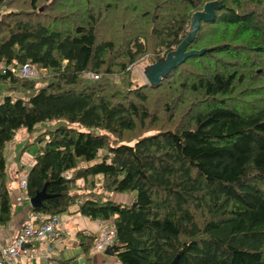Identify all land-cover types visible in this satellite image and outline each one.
<instances>
[{
	"label": "trees",
	"instance_id": "1",
	"mask_svg": "<svg viewBox=\"0 0 264 264\" xmlns=\"http://www.w3.org/2000/svg\"><path fill=\"white\" fill-rule=\"evenodd\" d=\"M208 2L185 48L201 53L133 83L129 67L174 51ZM46 122L23 189L46 196L29 211L110 218L120 264H264V0H0V227L5 145Z\"/></svg>",
	"mask_w": 264,
	"mask_h": 264
},
{
	"label": "crops",
	"instance_id": "2",
	"mask_svg": "<svg viewBox=\"0 0 264 264\" xmlns=\"http://www.w3.org/2000/svg\"><path fill=\"white\" fill-rule=\"evenodd\" d=\"M25 134L24 137L16 140L13 139L15 134L7 142L9 144L8 155L12 158L8 176L10 175L11 180H14V183L11 180L8 182L12 214L9 222L0 227V247L8 245L13 240L29 212V198L23 194V189L19 186V178L26 177L28 170L22 173V169L25 164L29 167L32 165L37 144H31L35 136L29 141L28 137L31 133L25 131ZM27 143L30 145L24 148ZM124 199L127 203L132 201L131 196H125ZM57 219L62 229L57 231L54 238L28 244L26 246L27 253L15 257L8 264H63L60 261H66L68 264H120L112 252H107L109 246L105 247L103 251H96L94 247L92 249L93 240L91 248L86 252L83 251L80 238L98 236L99 229L96 221L75 213L74 207L68 212L57 215Z\"/></svg>",
	"mask_w": 264,
	"mask_h": 264
},
{
	"label": "built area",
	"instance_id": "3",
	"mask_svg": "<svg viewBox=\"0 0 264 264\" xmlns=\"http://www.w3.org/2000/svg\"><path fill=\"white\" fill-rule=\"evenodd\" d=\"M21 77L34 78L35 69L28 63H22L16 68L11 69ZM69 176L68 174L66 175ZM26 184V177L19 178V186L24 189ZM99 229V234L94 239V249L96 251H103L105 247L111 244L114 228L112 220L104 219L96 221ZM57 215L44 218L38 212L29 211L22 226L14 236L13 240L6 246L0 247V264H8L15 257L25 255L27 253V245L40 241L42 239H49L55 237L57 231L61 228Z\"/></svg>",
	"mask_w": 264,
	"mask_h": 264
},
{
	"label": "water",
	"instance_id": "4",
	"mask_svg": "<svg viewBox=\"0 0 264 264\" xmlns=\"http://www.w3.org/2000/svg\"><path fill=\"white\" fill-rule=\"evenodd\" d=\"M213 2L206 3L201 11H196L192 14L190 19L189 32L187 35L181 40V42L176 46L175 50L169 52L165 55L162 60H158L152 62L149 66L148 72L145 73V79L147 83L151 85L157 84L161 78H163L171 68L177 66L181 63L186 57L193 54H200L201 51H186V45L192 40L194 33L199 28L200 21H208L213 16ZM46 196L45 188H41V190L37 191L34 196L29 198V205L32 207L39 206L41 204V200ZM107 252L111 253L110 247H107ZM169 264H176V258L173 259Z\"/></svg>",
	"mask_w": 264,
	"mask_h": 264
},
{
	"label": "rangeland",
	"instance_id": "5",
	"mask_svg": "<svg viewBox=\"0 0 264 264\" xmlns=\"http://www.w3.org/2000/svg\"><path fill=\"white\" fill-rule=\"evenodd\" d=\"M1 10H5L4 8H1ZM151 65V61L148 60H144V61H140L139 63H134L132 64L129 68H130V72H131V80L133 81V83L135 84H141V83H147V80L145 79V73L148 72L149 70V66ZM55 123L54 122H46V123H40L36 125V129L29 135L28 139L29 141L35 136L36 133L41 132L43 130L46 129H52L54 127ZM72 126L80 131H88L92 134H99L102 133L101 129L95 128V127H84V126H79L76 124H72ZM25 131L24 129H20L17 131L16 135L14 136L13 139H18L20 137H24ZM8 146L9 144L7 143L5 145V160H6V173H7V179L8 182L11 180V176H8V171L10 169V164H12V158L10 155H8ZM97 161V159L87 162V164H91L92 162ZM29 169V166L27 164L24 165V168L22 169V173L26 172ZM14 183V180H11ZM127 196H134V192H123V193H111L109 195V199L113 200V201H118V202H123V203H127L125 202L126 200L124 199V197ZM129 199V198H128Z\"/></svg>",
	"mask_w": 264,
	"mask_h": 264
}]
</instances>
